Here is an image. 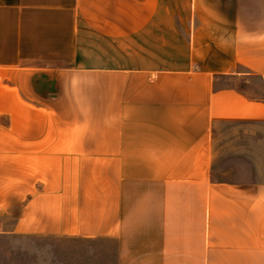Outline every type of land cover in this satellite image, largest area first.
Listing matches in <instances>:
<instances>
[{
    "label": "crops",
    "instance_id": "crops-1",
    "mask_svg": "<svg viewBox=\"0 0 264 264\" xmlns=\"http://www.w3.org/2000/svg\"><path fill=\"white\" fill-rule=\"evenodd\" d=\"M0 214L87 260L264 264V0H0Z\"/></svg>",
    "mask_w": 264,
    "mask_h": 264
},
{
    "label": "rangeland",
    "instance_id": "rangeland-1",
    "mask_svg": "<svg viewBox=\"0 0 264 264\" xmlns=\"http://www.w3.org/2000/svg\"><path fill=\"white\" fill-rule=\"evenodd\" d=\"M237 130L235 126L223 125L220 130L224 134L222 143L227 142L230 135L233 137ZM223 174L225 172L218 173L220 177ZM10 223V218L0 214V264H113L114 249L111 243L88 242L87 260L82 243L51 237L22 238L3 229Z\"/></svg>",
    "mask_w": 264,
    "mask_h": 264
}]
</instances>
